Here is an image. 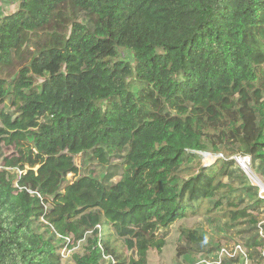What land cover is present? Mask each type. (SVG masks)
Listing matches in <instances>:
<instances>
[{
  "label": "trees",
  "instance_id": "trees-1",
  "mask_svg": "<svg viewBox=\"0 0 264 264\" xmlns=\"http://www.w3.org/2000/svg\"><path fill=\"white\" fill-rule=\"evenodd\" d=\"M2 103L0 264H60L66 236L75 264H147L201 211L244 234L214 264H264V198L233 158L264 183V0H19L0 16ZM78 154L119 161L98 178ZM180 235L178 257L204 245Z\"/></svg>",
  "mask_w": 264,
  "mask_h": 264
},
{
  "label": "rangeland",
  "instance_id": "rangeland-1",
  "mask_svg": "<svg viewBox=\"0 0 264 264\" xmlns=\"http://www.w3.org/2000/svg\"><path fill=\"white\" fill-rule=\"evenodd\" d=\"M19 6V0H0V16L10 11H14ZM123 58L132 59L131 55L127 51L121 53ZM6 103L0 104L1 106ZM200 162L202 165H209L213 163L217 158L222 155L221 153H213L211 150H204L200 152ZM238 155V154H236ZM233 155V158L234 156ZM240 155V154H239ZM223 156V155H222ZM224 157V156H223ZM210 159V160H209ZM119 161L116 157H110L105 162H100L99 156L93 155L91 159L89 154L86 155H75L74 162L79 167V173H86L98 178H102L104 174L111 170L110 165ZM2 161L0 159V168ZM109 168V169H108ZM113 169V168H112ZM119 175H114L109 181H116ZM72 174H67L65 180H73ZM225 180V179H224ZM213 213H203L201 211L199 215L187 216L175 220L166 229L158 231L159 236H164V244L159 250L156 248H150L147 254V264H214L216 260L223 259V255L220 254L219 248L224 247L228 250L229 256L235 257L234 250L238 243L241 242V236L237 230L239 229H228L221 222H213ZM261 222H264V212L259 215ZM36 228L40 232L46 230L45 225L40 222H35ZM181 228H196L204 237V245L199 246L197 244L191 245L192 249L185 254L176 255L177 250L185 245V240L181 238ZM243 228V227H240ZM71 242V241H70ZM84 241L76 243L75 245L68 246L59 249L60 264H75L73 260V254L82 252ZM262 254V260L264 262V247L258 248ZM232 254H231V253ZM125 254L128 258H137L134 249H125ZM102 264H114L109 257H104ZM219 263V262H218ZM219 264H225L220 262ZM226 264H258L255 260L253 262H247L237 257L236 260H231Z\"/></svg>",
  "mask_w": 264,
  "mask_h": 264
},
{
  "label": "built area",
  "instance_id": "built-area-1",
  "mask_svg": "<svg viewBox=\"0 0 264 264\" xmlns=\"http://www.w3.org/2000/svg\"><path fill=\"white\" fill-rule=\"evenodd\" d=\"M220 156H222V155H220ZM234 159L236 160L239 167L247 174V176L250 178V180L254 184H256L260 187L259 195L264 198V183L257 177V175L253 172V169L251 168V157L249 155H236V156H234ZM57 236L63 237L59 234H57ZM72 242H73V238L71 236L64 237V244L61 248L63 249L65 247H68L69 245L72 244ZM238 249L241 250L239 244H237L234 251H236ZM220 252H227L228 253V250L226 248L222 247L220 249Z\"/></svg>",
  "mask_w": 264,
  "mask_h": 264
},
{
  "label": "bare ground",
  "instance_id": "bare-ground-1",
  "mask_svg": "<svg viewBox=\"0 0 264 264\" xmlns=\"http://www.w3.org/2000/svg\"><path fill=\"white\" fill-rule=\"evenodd\" d=\"M210 160V159H209Z\"/></svg>",
  "mask_w": 264,
  "mask_h": 264
}]
</instances>
